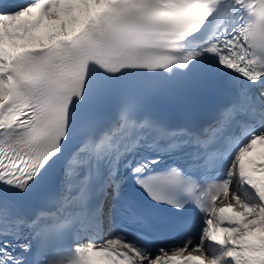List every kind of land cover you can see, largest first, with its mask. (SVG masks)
<instances>
[{
    "label": "snow or ice",
    "instance_id": "obj_1",
    "mask_svg": "<svg viewBox=\"0 0 264 264\" xmlns=\"http://www.w3.org/2000/svg\"><path fill=\"white\" fill-rule=\"evenodd\" d=\"M0 264H264V0H0Z\"/></svg>",
    "mask_w": 264,
    "mask_h": 264
}]
</instances>
